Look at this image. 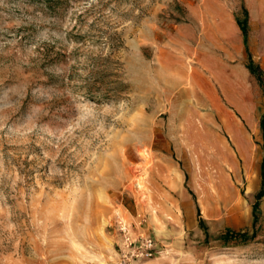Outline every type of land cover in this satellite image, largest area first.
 I'll use <instances>...</instances> for the list:
<instances>
[{"label": "rangeland", "instance_id": "obj_1", "mask_svg": "<svg viewBox=\"0 0 264 264\" xmlns=\"http://www.w3.org/2000/svg\"><path fill=\"white\" fill-rule=\"evenodd\" d=\"M263 202L264 0H0V264H264Z\"/></svg>", "mask_w": 264, "mask_h": 264}, {"label": "built area", "instance_id": "obj_2", "mask_svg": "<svg viewBox=\"0 0 264 264\" xmlns=\"http://www.w3.org/2000/svg\"><path fill=\"white\" fill-rule=\"evenodd\" d=\"M119 231L123 235V244L118 264H140L157 255L156 244L149 237L134 239L128 227L123 224H120Z\"/></svg>", "mask_w": 264, "mask_h": 264}, {"label": "trees", "instance_id": "obj_3", "mask_svg": "<svg viewBox=\"0 0 264 264\" xmlns=\"http://www.w3.org/2000/svg\"><path fill=\"white\" fill-rule=\"evenodd\" d=\"M243 31H244V33H245V27H243ZM228 235H229V238H233L234 237V234H232V233H228Z\"/></svg>", "mask_w": 264, "mask_h": 264}, {"label": "crops", "instance_id": "obj_4", "mask_svg": "<svg viewBox=\"0 0 264 264\" xmlns=\"http://www.w3.org/2000/svg\"><path fill=\"white\" fill-rule=\"evenodd\" d=\"M263 209H264V202H263Z\"/></svg>", "mask_w": 264, "mask_h": 264}]
</instances>
